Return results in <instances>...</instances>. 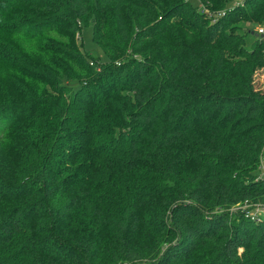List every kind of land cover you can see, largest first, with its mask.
<instances>
[{"label": "trees", "instance_id": "1", "mask_svg": "<svg viewBox=\"0 0 264 264\" xmlns=\"http://www.w3.org/2000/svg\"><path fill=\"white\" fill-rule=\"evenodd\" d=\"M198 1L0 0V264H264L230 213L264 203V0Z\"/></svg>", "mask_w": 264, "mask_h": 264}, {"label": "rangeland", "instance_id": "2", "mask_svg": "<svg viewBox=\"0 0 264 264\" xmlns=\"http://www.w3.org/2000/svg\"><path fill=\"white\" fill-rule=\"evenodd\" d=\"M191 2H192V4L197 6V8H198L197 10H199V12L206 14L208 17L216 18V17L223 14V10L216 9L215 11H211V10L205 8L200 3V1H198V0H191ZM255 22H256L255 25H251L250 23L245 24L243 22H240L239 27L234 29V31L236 32V34L245 37L246 33H244L245 32L244 29L252 27V30L256 31L258 34H264V14L261 17L257 18V20ZM238 28H240V30ZM260 29L263 32H260L259 31ZM75 38L78 39L79 45L81 43L83 44V47L80 45L81 49L84 48V49L88 50L87 51L88 52V58H90L91 61H93L97 65L104 66L103 64L105 63L106 56H105L104 52L102 51V49L96 43H94L91 26L83 27L81 29V31L75 35ZM22 47H24V45H22ZM81 52L86 54L84 52V50H82ZM262 58L264 59L263 56H262ZM253 80H254L253 83H254L256 89L262 90V92H264V67L263 66L255 68ZM62 95L66 96V98H69L70 92L69 91L66 92V90H63ZM21 102H22V105L26 104V103H24V101H21ZM17 133L24 135V123L20 124V126L17 130ZM258 204L259 203H255L252 201L248 202V206H246V208L248 210H250V214H255L256 212L259 213L260 215L263 214L262 212H264V211H263V209H261V205H263V204H261V205H258ZM237 211L238 210H234V211L231 210L230 213L231 214L238 213V216H240L241 214L244 216L243 207H241L238 212ZM246 219L252 221L251 215L249 218H246ZM239 251L241 252L242 249H239ZM138 264H147V262H142V263H138Z\"/></svg>", "mask_w": 264, "mask_h": 264}, {"label": "built area", "instance_id": "3", "mask_svg": "<svg viewBox=\"0 0 264 264\" xmlns=\"http://www.w3.org/2000/svg\"><path fill=\"white\" fill-rule=\"evenodd\" d=\"M259 31L263 32L261 29ZM257 169L259 172V178L264 182V156H261V159L258 163ZM261 204H263V205H261ZM258 205H261V209H263V211H264V203H259ZM246 206H248V202H244L240 206H235V207L231 208V210L234 211V210H238L241 207H243V214L245 217H250V215H251L252 220H259L262 215H260L257 212L255 214H250V210H248L246 208ZM262 213L264 214V212H262Z\"/></svg>", "mask_w": 264, "mask_h": 264}]
</instances>
